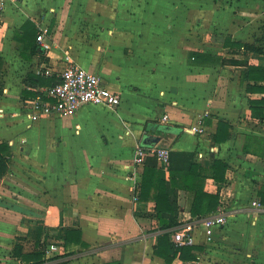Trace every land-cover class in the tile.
Instances as JSON below:
<instances>
[{
    "label": "crops",
    "instance_id": "obj_1",
    "mask_svg": "<svg viewBox=\"0 0 264 264\" xmlns=\"http://www.w3.org/2000/svg\"><path fill=\"white\" fill-rule=\"evenodd\" d=\"M5 20L0 142L11 157L0 181V264H25L16 245L43 253L40 264H264V221L252 205L264 203V90H253L264 79L249 75L251 66L264 68V0H9ZM28 21L50 49L21 41ZM67 56L120 93V105H86L28 126L24 104L47 86L29 75L58 79ZM201 117L200 134L191 128ZM221 121L229 136L218 143ZM147 133L170 149L195 151L206 173L216 158L228 164L223 182H194L227 210L212 239L199 219L214 211L193 216L195 190L178 189L171 240L197 222L196 260L177 252L167 262L155 252L164 230L155 200L141 198L145 163H135ZM160 167L169 180V167ZM68 231L83 243L75 234L68 241Z\"/></svg>",
    "mask_w": 264,
    "mask_h": 264
},
{
    "label": "trees",
    "instance_id": "obj_2",
    "mask_svg": "<svg viewBox=\"0 0 264 264\" xmlns=\"http://www.w3.org/2000/svg\"><path fill=\"white\" fill-rule=\"evenodd\" d=\"M37 29L31 21L23 25V33L21 41L29 42L32 45V50L37 49ZM226 43L238 47L244 46L246 49H256L253 45L230 42L227 39ZM251 78L264 79V68L259 66H251L249 69ZM38 79L39 83L50 85L57 81L55 78H47L29 75ZM29 83V81H28ZM253 90H264V86H256ZM1 91V87H0ZM261 108H258L260 110ZM264 117V114H263ZM228 124L221 121L218 131L213 134L214 141L221 143L225 141L229 132L227 131ZM178 136V135H177ZM164 146V145H163ZM11 151L6 142H0V181L9 170ZM195 151H180L171 149L169 162V180L165 178L164 171L158 164L155 156L149 155L146 158L143 168L141 198L143 200L153 199L156 202V209L160 221V228L164 231L159 234V242L155 248L156 254L165 258L167 262H171L179 253V257L183 260H196L197 254L194 249L200 248L197 245L179 246L171 240L174 232V227L178 225V189L185 188L195 190V197L193 200L191 212L193 216H201L207 212L215 211L219 205V195L216 193L206 192L202 189H197L195 185L196 178L200 176H208L214 178L218 182L225 180L228 164L220 158H216L209 167L208 172H204L203 168L195 161ZM264 190V184L260 185ZM261 190L262 200L264 201V191ZM74 234L81 240L79 231H68V241L74 239ZM175 249V253L170 254L171 249ZM14 254L18 256L25 264H40L44 262L43 253L29 252L24 253L23 247L16 245Z\"/></svg>",
    "mask_w": 264,
    "mask_h": 264
},
{
    "label": "built area",
    "instance_id": "obj_3",
    "mask_svg": "<svg viewBox=\"0 0 264 264\" xmlns=\"http://www.w3.org/2000/svg\"><path fill=\"white\" fill-rule=\"evenodd\" d=\"M9 0H0V33L5 26L6 10ZM37 40L46 49L50 45L45 42V35L42 31L37 36ZM70 57L67 56L69 61ZM121 94L110 89L103 82L100 75L91 72L79 64L69 61L66 68L60 73L55 83L40 88L34 97L26 100L25 116L29 121L28 126L40 117L68 116L76 113L86 105H102L116 109L121 103ZM0 116H4L3 109H0ZM168 116H164L167 119ZM192 131L204 133L205 126L201 117L197 124L192 126ZM171 149L163 145H154L145 147L137 145L135 153L136 165H143L149 155L155 156L158 164L164 168L169 167ZM139 183L136 182V189ZM252 205L257 210L264 221V203L260 200H254ZM203 224L205 234L212 239L216 230L226 226L228 217L224 202H220L217 209L211 214L205 215L199 219ZM197 222H189L183 225L174 234V241L179 246H191L195 244V229ZM57 244H51L50 250H57Z\"/></svg>",
    "mask_w": 264,
    "mask_h": 264
},
{
    "label": "water",
    "instance_id": "obj_4",
    "mask_svg": "<svg viewBox=\"0 0 264 264\" xmlns=\"http://www.w3.org/2000/svg\"><path fill=\"white\" fill-rule=\"evenodd\" d=\"M158 130L161 132H174L175 134H179L182 132V128L178 127V126H164L161 125L158 127ZM162 140V136L160 135H154L153 133H147L144 137H143V142L142 144L145 147H152L154 145H160V142Z\"/></svg>",
    "mask_w": 264,
    "mask_h": 264
},
{
    "label": "rangeland",
    "instance_id": "obj_5",
    "mask_svg": "<svg viewBox=\"0 0 264 264\" xmlns=\"http://www.w3.org/2000/svg\"><path fill=\"white\" fill-rule=\"evenodd\" d=\"M0 48H2V49H8V47H4V45H0ZM1 59V58H0ZM164 146H166V147H168L169 148V146L168 145H164ZM245 245V244H244ZM244 245H243V247L242 248H244ZM249 264H257V263H251V262H249Z\"/></svg>",
    "mask_w": 264,
    "mask_h": 264
}]
</instances>
